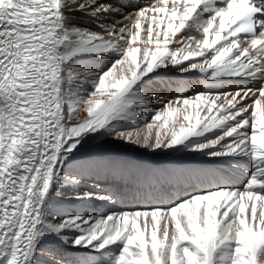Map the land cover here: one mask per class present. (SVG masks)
Returning a JSON list of instances; mask_svg holds the SVG:
<instances>
[{
    "label": "snow or ice",
    "instance_id": "snow-or-ice-1",
    "mask_svg": "<svg viewBox=\"0 0 264 264\" xmlns=\"http://www.w3.org/2000/svg\"><path fill=\"white\" fill-rule=\"evenodd\" d=\"M121 11L0 0V264H264V0H150L104 23ZM172 72L203 87L186 93ZM101 137L221 167L114 210L123 193L69 170Z\"/></svg>",
    "mask_w": 264,
    "mask_h": 264
},
{
    "label": "bare ground",
    "instance_id": "bare-ground-1",
    "mask_svg": "<svg viewBox=\"0 0 264 264\" xmlns=\"http://www.w3.org/2000/svg\"><path fill=\"white\" fill-rule=\"evenodd\" d=\"M104 2V0H100ZM107 2L117 5L122 11L116 14L112 20L104 21L105 24L114 23L116 26L129 24L125 16L129 13L135 14L137 10L147 5L150 0H107ZM117 7V8H118ZM73 19L79 26L90 30H98L96 24L89 16L75 15ZM108 61L96 64L97 68L105 67ZM185 85V92L192 89L194 83L203 87V84L197 81L183 80L179 73H169L164 77L165 80L177 81ZM229 91L232 86L225 85ZM157 95L163 91L168 95L167 90L157 89ZM156 107H159L157 105ZM83 118V116L81 117ZM103 162V166H97L98 162ZM83 166L84 189H95L96 191H107L123 193L122 204L116 206L114 210L120 207L133 206L143 203L140 193L144 191H176L181 186H187L186 170H200L203 172L216 171L219 167L214 161L187 152L176 153H153L142 147L118 141L115 137H101L89 141L82 149L77 160L70 166L72 169H79ZM243 177L237 176L235 183L239 184ZM133 193H137L134 197ZM65 210L83 212L86 210L93 215L106 213L110 207L96 205L81 206L77 204H65ZM46 247L53 248L68 260L82 259V255L74 250H62L56 241H50Z\"/></svg>",
    "mask_w": 264,
    "mask_h": 264
}]
</instances>
